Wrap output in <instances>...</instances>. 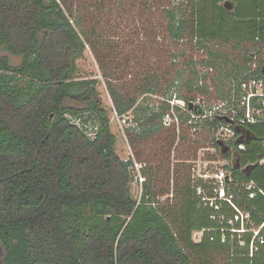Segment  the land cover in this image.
Returning <instances> with one entry per match:
<instances>
[{
    "label": "trees",
    "instance_id": "trees-1",
    "mask_svg": "<svg viewBox=\"0 0 264 264\" xmlns=\"http://www.w3.org/2000/svg\"><path fill=\"white\" fill-rule=\"evenodd\" d=\"M225 1L190 0L186 6L179 2L164 11L168 38L183 41L188 32L196 48L206 54L198 64L216 71L219 81H231L218 91L222 101L239 97L242 81L264 80V60H253L264 51V0H229L232 10L221 6ZM78 27L66 0H0V53L21 58L12 66L0 56L4 263L264 264V245L250 257L236 235L230 239L229 231L240 229L234 222L240 212L249 216L245 229L260 227L264 238V120L234 129V135L240 131L244 135L233 144L238 162L229 168L223 185L226 200L205 186L191 185L186 176L174 185L176 198L170 206L159 204L149 184L152 176L135 200L130 192L131 164L115 152L116 137L97 81L75 78L76 60L86 46ZM218 46L243 50L241 63H229ZM190 64L187 94L207 95L206 85L200 84L206 76L199 75L192 60ZM105 81L112 111L132 115L126 135L134 150L160 133L162 119L170 116L171 109L177 112L172 119L195 126L200 118L192 116L204 115L195 106L194 111L184 109L186 115L181 116L178 105L170 106L171 93L157 109H149L138 95L155 94L149 88L153 82L140 87L139 94H130ZM175 99L195 102L192 96L176 94ZM237 107L232 110L240 117ZM217 119L206 115L203 127L217 129L222 123ZM139 155L135 150L137 159ZM202 230L201 241L194 243L192 234ZM244 240L248 244L250 234Z\"/></svg>",
    "mask_w": 264,
    "mask_h": 264
},
{
    "label": "rangeland",
    "instance_id": "rangeland-1",
    "mask_svg": "<svg viewBox=\"0 0 264 264\" xmlns=\"http://www.w3.org/2000/svg\"><path fill=\"white\" fill-rule=\"evenodd\" d=\"M66 1L72 5L73 18L78 21V30L84 33L82 41L86 44L82 56L76 60L75 78L97 81L102 105L108 112L110 129L116 137L114 148L116 154L122 160L133 158L142 166L140 174L145 179L142 186L147 183L148 176H152L149 184L155 188L161 206H170L175 202L174 185L184 181L181 179L182 176H186L191 185L205 186L207 190L211 189L219 200H224L221 196L225 181L221 173L226 176L229 174V168L236 166L238 155L235 154L233 144L243 137L244 132L240 131L238 135H234V129L238 128L235 125L230 128L228 123L223 121L217 129L207 131L203 127V120L210 112L220 119L226 118L230 109L237 107L239 100L234 95L225 101L218 98V91L228 88L231 81H219L216 71L198 64L200 59L206 58V54L196 48L188 32L184 40L178 42L170 40L167 36L164 11L179 2L186 6L190 0ZM221 6L226 10L233 9V4L229 0ZM218 47L229 63H241L243 50L229 46ZM0 56L7 57L12 66H17L21 62L20 57L7 53L1 52ZM191 60L195 63V70L199 75L206 76L200 84L206 85L207 95L186 92L185 82L192 77ZM253 60L255 63L264 60V51ZM105 79L120 91L130 94L140 91V87L146 82H153L148 85L157 95H138V101H142V104L153 110L164 102L165 95L171 93L173 96L169 101L170 106L178 105L181 109L178 114L181 116L186 113L183 112L180 100L175 99V95L192 96L204 115L200 116L197 123L199 125L195 126L185 124L179 118L172 119L171 116H177V112L171 109L166 122L169 123L162 124L160 133L135 145V150L140 153L137 159L134 148L127 140L128 127L121 124L123 133L113 115ZM194 110L196 108H191L190 111ZM127 117L132 120L130 113ZM216 133L221 138L219 143L214 140ZM226 156H229V159ZM131 174V196L138 200L141 186L134 181L132 171ZM200 188L196 189L197 194L202 191ZM231 226H234V222ZM201 237L199 233H193L192 241L198 243Z\"/></svg>",
    "mask_w": 264,
    "mask_h": 264
},
{
    "label": "built area",
    "instance_id": "built-area-1",
    "mask_svg": "<svg viewBox=\"0 0 264 264\" xmlns=\"http://www.w3.org/2000/svg\"><path fill=\"white\" fill-rule=\"evenodd\" d=\"M255 69V65L253 64L252 70ZM264 71V67L262 68V72ZM240 95L238 97V103H237V108H239L238 110L241 111L242 116L240 117H236L237 111L230 109V115H228L226 118L228 120L231 121V124H228V126L230 128H233L234 125L236 126V128H246L247 126L250 125H255L259 122L262 121V119H264V80L263 79H257V78H248L245 81H242L240 84ZM170 103V102H169ZM188 103H192V102H185L183 100H180V104L183 107V109L187 108V104ZM172 105V104H171ZM193 105L198 106L195 102L193 103ZM221 107V106H220ZM218 109V108H217ZM216 111V110H214ZM113 115L115 117V119L117 120V122L120 125V129L121 131L124 133V130L122 128V125H124V127H128L131 123V121L129 120V118L127 117V115H122V116H118L114 111H113ZM218 115V114H217ZM208 116H212V117H216L213 116V113L210 112L208 114ZM169 115H165L162 119V124L163 125H167L168 123H166L169 119ZM192 118H194V120H198V118H200L199 116H192ZM219 118V117H216ZM177 120V119H175ZM130 121V123H129ZM122 124V125H121ZM219 134H215L214 140L215 142L219 143L221 142V138L218 136ZM264 148V145H263ZM239 150H244V146L243 145H239ZM132 157V156H131ZM124 162H129L130 165V169L133 172L134 176V181L137 183H139V185L142 188V183L145 182V179L142 178L141 174H140V170L142 169V166L137 164L133 158H128L127 160H123ZM242 169V168H240ZM224 174L221 173V176L223 177L224 181L227 179V176H229L228 174L226 176H223ZM252 184H249L247 188H251ZM223 187V185H222ZM140 194H141V189H140ZM222 199L226 200V196L222 191ZM228 201V200H227ZM154 206V204H153ZM238 216H235L234 218V222H241V226L239 230H235V229H230V239H233V237L236 235L237 239H238V245L241 248H247L248 249V255L250 257H252V255L254 253H256L259 248H261L264 245V238L259 234L260 232V227L258 229H249L246 230L245 229V225L248 223L249 221V216L248 214H242L240 212H238ZM239 222V223H240ZM245 223V225H244ZM229 225L233 224V221H229L228 222ZM223 232V230H221ZM194 233H199L201 236H203L204 230L199 231V232H194ZM245 234H250V240L249 243L247 244L246 241L244 240V235ZM202 239V237H201ZM201 239L199 240V242L201 241ZM226 241L225 237L222 235L221 237V243H224ZM198 242V243H199Z\"/></svg>",
    "mask_w": 264,
    "mask_h": 264
},
{
    "label": "water",
    "instance_id": "water-1",
    "mask_svg": "<svg viewBox=\"0 0 264 264\" xmlns=\"http://www.w3.org/2000/svg\"><path fill=\"white\" fill-rule=\"evenodd\" d=\"M262 76H264V71L262 72ZM187 107H188V109H189V111L191 110V108H195V105H193V103H188L187 104ZM217 120H219V121H224L225 123H228V124H231V121L230 120H228L227 118H218ZM247 167H244V168H242V169H240L241 171H244L245 169H246Z\"/></svg>",
    "mask_w": 264,
    "mask_h": 264
},
{
    "label": "flooded vegetation",
    "instance_id": "flooded-vegetation-1",
    "mask_svg": "<svg viewBox=\"0 0 264 264\" xmlns=\"http://www.w3.org/2000/svg\"><path fill=\"white\" fill-rule=\"evenodd\" d=\"M4 259H5V251L0 243V264H5Z\"/></svg>",
    "mask_w": 264,
    "mask_h": 264
}]
</instances>
